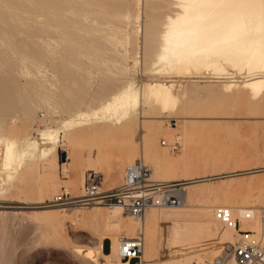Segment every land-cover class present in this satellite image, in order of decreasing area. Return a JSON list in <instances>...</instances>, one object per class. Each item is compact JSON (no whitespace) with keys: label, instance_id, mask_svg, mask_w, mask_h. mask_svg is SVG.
<instances>
[{"label":"rangeland","instance_id":"374dc122","mask_svg":"<svg viewBox=\"0 0 264 264\" xmlns=\"http://www.w3.org/2000/svg\"><path fill=\"white\" fill-rule=\"evenodd\" d=\"M64 1L66 7L61 3ZM69 1L61 0L60 5L58 0H0V13L9 18L11 9L17 15L9 18L11 23L16 22V26L8 25L11 31L0 29V47L4 48L0 49L22 41L19 37L25 39L24 48L29 47L10 52L16 77L5 74L0 86V134L13 139L20 135L39 138L41 130H49L57 140L49 160H28L22 170L0 173V264H93L75 254L78 247L93 249L94 264H117L116 255L105 258L96 254L100 241L105 238V253L111 252L110 236L135 234L141 227L140 217L121 212L118 217L124 215L126 223L115 226L107 214L109 204L67 205L48 199L63 187L73 195L75 190L82 193L81 183L89 167L100 171L103 188L104 181L115 186L133 158H140L153 171V177L161 180L154 163L145 156L147 143L151 152L179 161L177 169L161 172L163 179L193 181L179 184L181 203L187 205L169 203L161 205L163 209H197L204 201L219 198L263 213L264 93L253 98L243 88L225 90L221 81H206L209 77L199 81L171 77L160 64L163 69L158 63L159 68L155 67L153 59L163 23L167 14L175 12V0ZM65 14L72 17V24ZM50 23L55 24H51L52 30H48ZM242 72L245 68L236 74L242 78ZM157 79H175V90L187 91L183 99H177V111H161L141 100L140 114L118 122L102 109L127 81H133L142 92ZM191 89L195 92L190 93ZM176 133L181 135L183 148L172 152L161 139ZM62 149L66 161L60 157ZM75 168L78 173L73 172ZM191 194L200 197L189 203ZM153 230L154 239L149 234L145 239V250L151 257L157 254L161 237L158 226ZM201 249L192 260L175 255L172 263L155 260L154 264H216L222 257L230 259L224 246Z\"/></svg>","mask_w":264,"mask_h":264},{"label":"bare ground","instance_id":"6f19581e","mask_svg":"<svg viewBox=\"0 0 264 264\" xmlns=\"http://www.w3.org/2000/svg\"><path fill=\"white\" fill-rule=\"evenodd\" d=\"M60 1L58 0L59 3ZM68 2L70 1L68 0ZM61 3H64L66 7L65 1ZM175 4H176L175 12L173 14H167L166 19L163 23V30L161 31L160 41L157 46V52L155 53V57L153 59L155 61L154 64L155 67L157 66V63L158 66L160 64L162 67H164V69L161 66L159 67H161L163 71H166L167 76L193 78L194 81H199L201 77L203 78L209 77L208 79H206V81H213V80L221 81L224 83L223 86L225 90L229 88H231V90L232 88L233 89L243 88L247 90L253 98L255 96L262 95L264 93V0H175ZM67 5L70 6L69 3ZM51 6L53 7V5ZM5 8L7 9V6ZM6 9L5 12L7 11ZM47 10L50 11V9ZM64 10L66 11V8ZM10 12L11 15L9 14ZM12 12L13 11H11L10 9L8 14L11 17L13 15V18L15 19L17 15ZM61 12H63V10ZM50 13H52V10ZM54 13L56 12L54 11ZM14 15L16 16L14 17ZM54 16H56V14ZM54 16L52 17L54 18ZM65 16H67L68 18L67 14H65ZM9 18L8 16L2 14V12L0 13V29L6 31L9 30L8 25L11 24L12 26V24L14 23V22L11 23V20H9ZM59 18L60 17H58V19ZM69 18L71 19L72 17ZM70 19L68 20L69 22ZM53 20L51 21L53 22ZM61 23L63 22L61 21ZM72 23L70 22L69 24ZM45 24L47 25V22ZM51 24L53 23H50V25ZM58 26L60 25L58 24ZM58 26L55 27L58 28ZM50 27L51 28L49 29L47 28V29L52 30V25ZM16 29L14 30L15 32ZM29 29L31 30V27ZM47 29L45 31L42 30V32L43 31L46 32ZM65 29L67 30V28ZM31 31L29 32L31 33ZM18 33L19 32H16V34ZM33 35L35 36V34L33 33L32 36L31 35L28 36L34 37ZM19 38H21L22 41L11 43L9 44V46H4L6 47V50H3L4 48L0 47L3 48L2 50L0 49V86L3 85L2 81L6 77L5 74L14 75L16 73V69L14 68L13 65H11L13 64V62L10 61L12 60L10 57L11 55L10 52L11 51L12 53L14 51L18 52L20 49H24L25 51L29 48L28 47L29 45L27 44L28 48L25 49L24 48L26 46L25 44L26 42L24 41L25 39L23 37H19ZM158 66L156 68H159ZM244 68L246 72L245 73L242 72L243 74L240 75L242 78H240L238 75ZM205 72H207L209 76H207ZM237 72H239L238 75L236 74ZM11 78H13V76ZM34 79L36 80V78ZM45 80L46 79H44L43 83H46ZM174 80L175 79H169L167 81L161 79L154 80L152 83L147 84L142 92H140L138 88L135 87L133 81L131 80L127 81L119 90H117L111 95V97L102 106V109L106 110L107 114L109 113V117L114 118V120L116 121L118 120L130 121L134 119L138 114H140L141 112H139L138 107L141 104V100H143V102L145 101L149 103L151 107L160 108L161 111H167V112L177 111L178 107L180 106L179 105L180 103L179 101H177V99L182 98L185 94H187V91L181 90L178 93L175 90V86L173 83ZM20 83H23L22 85H25L24 82H22V79ZM16 86L18 85L16 84ZM215 90L217 89L215 88ZM192 92L194 93L195 91L191 89L190 93ZM214 92L215 91H213V93ZM196 93L201 95L204 94V91L196 90ZM210 96L215 98V96L213 95ZM16 138L13 139L6 136L5 134L4 135L2 133L0 134V173L2 172L12 173L18 170H22L24 164L26 165V163H28L29 161L34 159L49 160L51 156L55 153L57 140L56 137L52 134V131L50 132L49 130H41L39 138H32L28 136L23 137L21 135L20 137L18 136ZM64 140L67 142V139ZM145 148H146L145 156L148 161L150 160L154 163L155 172L158 174L161 180H164L165 182H169V181L177 182L178 180H180V179L165 180L162 177L164 171L168 172L177 169L179 161L177 162L175 160H171L165 155H160L158 153L151 152V148L148 143L146 144ZM136 159L137 158H133L134 161ZM88 169L95 170L93 167H89ZM162 171L163 174L161 173ZM160 173L161 175H159ZM107 175L108 176L110 175V171L107 172ZM151 175L153 177L152 170H151ZM190 180L184 181L180 184H187V183L190 184V182H193ZM81 184H83V182ZM170 184L169 183L166 184L168 185L167 187H169L168 189L172 187L169 186ZM179 192L180 191H178V193ZM74 194L76 196H79L80 195L79 190H75ZM199 197L200 195L196 196L191 194L187 197L188 202L193 203L194 200L198 199ZM160 198H161L160 194L155 195L153 202L146 208L144 214L139 218L141 228L146 235L144 236V251L142 253L144 264H154L155 260H160L162 261V263H164V261L165 263H167L166 261L169 260V263L170 262L172 263L170 259L175 255H184L186 258H189L187 260H192L194 257L198 256L197 254H199L201 248L207 246L210 247L224 246L230 252L231 246L235 239L234 231L233 229L223 224L221 221L217 220L213 216L212 211L214 207L217 206L218 204L219 205L226 204L239 209L245 207L246 204L234 203L217 198L214 202H210L208 200L204 201L203 203L198 205L197 209H185L184 207L181 206L168 207L166 209H163L161 205L168 206L169 203L160 204ZM181 202L182 200L180 198L179 204H181L182 206L187 205V203L183 204ZM60 203L65 204L62 202ZM49 206L50 205H45L44 207H49ZM108 210L109 213L107 214L109 216V219L111 218L114 220L113 224H115V226H119L121 222L126 223L125 219H123L125 218L124 215L118 217V215L122 212L121 207L111 203L109 204ZM257 210L258 209H256V211ZM246 222L249 227L256 230H259L261 225L259 218L257 216ZM156 225L159 228L161 237L159 238L160 243H159L158 252L154 257H151L150 253L146 252L145 250V239L148 234L150 235L152 240L154 239L155 235H154L153 227L156 228L157 227ZM115 228L117 230V227ZM110 238H111V252L109 253L103 252L101 245L103 239H101V241L99 239L100 247L96 251V254L98 256L99 254L104 255L105 258L106 257L113 258L116 255V259H117L116 261H118L117 246H116L117 237L113 235L110 236ZM263 242H264V238H263ZM74 252L76 255L84 256L85 258H87V260L88 259L91 260L93 264L95 263L93 262V260L96 261L95 260L96 257L95 258L92 257L93 249L91 248L84 249L82 247H78L75 249ZM185 261L183 262L186 263ZM229 261L230 259H227L226 257H222V260H218V263L216 264H225V263L228 264Z\"/></svg>","mask_w":264,"mask_h":264},{"label":"built area","instance_id":"2783aa9c","mask_svg":"<svg viewBox=\"0 0 264 264\" xmlns=\"http://www.w3.org/2000/svg\"><path fill=\"white\" fill-rule=\"evenodd\" d=\"M161 144L170 151L177 152L182 148L181 135L176 133L172 138H162ZM168 183H174L168 189ZM179 184L176 181L165 182L152 177L150 168L140 159L126 165L122 180L115 186L102 187L101 173L87 169L79 196L71 194L65 187L55 194L52 202L65 204L89 205L93 202L115 204L121 211L135 217H141L146 208L153 202L155 195H161L160 204L179 203ZM166 185V186H165ZM213 216L233 229L235 239L230 249L228 264H264V212L245 206L235 208L230 205H217ZM257 216L260 219L259 230L247 225L248 220ZM117 264H144V232L140 227L133 235L121 233L117 237ZM111 247V242H110ZM110 250V249H109ZM134 259L133 261H131Z\"/></svg>","mask_w":264,"mask_h":264},{"label":"crops","instance_id":"0c3cea01","mask_svg":"<svg viewBox=\"0 0 264 264\" xmlns=\"http://www.w3.org/2000/svg\"><path fill=\"white\" fill-rule=\"evenodd\" d=\"M116 171H118V169L116 170ZM74 173L76 172V173H78L79 172V170H78V168H75L74 169V171H73ZM102 183H103V180H102ZM104 188H108V187H113V186H110L109 184H107V182H105L104 181ZM71 194H73V193H71ZM104 241H105V238H103V240H102V250H103V252L105 253L106 252V250H105V245H104Z\"/></svg>","mask_w":264,"mask_h":264},{"label":"water","instance_id":"95a60500","mask_svg":"<svg viewBox=\"0 0 264 264\" xmlns=\"http://www.w3.org/2000/svg\"><path fill=\"white\" fill-rule=\"evenodd\" d=\"M60 157L62 160H65L66 159V152L64 149L60 150ZM258 169H262V168H258Z\"/></svg>","mask_w":264,"mask_h":264}]
</instances>
